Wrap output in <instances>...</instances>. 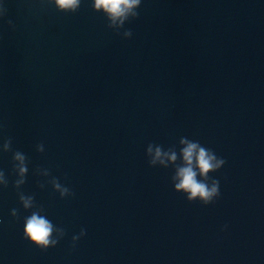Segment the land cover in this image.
<instances>
[{"label": "water", "instance_id": "water-1", "mask_svg": "<svg viewBox=\"0 0 264 264\" xmlns=\"http://www.w3.org/2000/svg\"><path fill=\"white\" fill-rule=\"evenodd\" d=\"M138 11L114 29L89 0L75 13L4 0L0 264H264V0H143ZM182 136L226 161L210 173L213 203L189 202L171 166L148 163L149 143ZM15 150L29 167L20 191L65 230L55 247L23 237Z\"/></svg>", "mask_w": 264, "mask_h": 264}, {"label": "clouds", "instance_id": "clouds-1", "mask_svg": "<svg viewBox=\"0 0 264 264\" xmlns=\"http://www.w3.org/2000/svg\"><path fill=\"white\" fill-rule=\"evenodd\" d=\"M47 2L53 4L58 11L75 13L80 8L82 0H47ZM89 3L94 11L104 15L110 28L122 29L126 22L140 15L138 10L143 0H89ZM3 16L4 0H0V17ZM8 23L12 25L11 20ZM18 26V24L14 25V27ZM122 35L124 38H130L131 29H124ZM11 145L10 137L2 138L0 152L10 151ZM36 148L39 152L45 151L43 142L37 144ZM145 151L151 166L172 167L173 188L184 194L189 202L199 201L208 205L220 196V180L210 173L221 169L226 161L199 140L182 136L179 140V147L165 148L160 144L149 143ZM12 171L16 177L13 185L18 190L19 201L23 209L30 210V214L23 217V237L41 250L55 247L65 235L64 228L57 226L48 218L44 207L36 203L34 194H25L20 191V187L26 183L29 172L27 156L24 152L20 150L12 152ZM37 175L48 176V169L38 167ZM47 183L52 185L61 198L73 195L71 189L56 177H52ZM8 184L9 180L5 171L0 169V187H7ZM39 186L44 188L45 184L40 183ZM11 215L18 218V209L12 208ZM2 222L0 218V223ZM224 227L226 228L227 225ZM85 234L86 230L81 228L79 234L72 236L73 244L75 245V242Z\"/></svg>", "mask_w": 264, "mask_h": 264}]
</instances>
